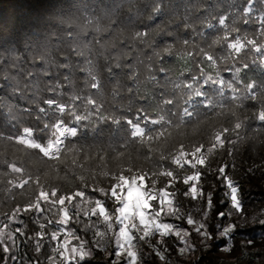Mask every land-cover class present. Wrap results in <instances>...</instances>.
Instances as JSON below:
<instances>
[{
  "label": "trees",
  "instance_id": "16d2710c",
  "mask_svg": "<svg viewBox=\"0 0 264 264\" xmlns=\"http://www.w3.org/2000/svg\"><path fill=\"white\" fill-rule=\"evenodd\" d=\"M127 181L138 264L264 263V0H0V264H128Z\"/></svg>",
  "mask_w": 264,
  "mask_h": 264
},
{
  "label": "rangeland",
  "instance_id": "374dc122",
  "mask_svg": "<svg viewBox=\"0 0 264 264\" xmlns=\"http://www.w3.org/2000/svg\"><path fill=\"white\" fill-rule=\"evenodd\" d=\"M67 134L63 130L62 136ZM27 144H30L28 137H24ZM45 153L54 155L55 149L51 147L43 150ZM125 194L122 197V207L118 216L120 229L118 232V254L117 258H128V264H138L140 260L139 242H144L148 237L155 233L166 234L170 231L165 228L159 218V212L152 211L151 203L153 197L149 196L143 187V183L125 182ZM136 239L137 242L133 241ZM187 245H183L180 251L181 257L187 255ZM161 264H166L167 257L157 250ZM173 264H180L172 258ZM262 264V263H259ZM264 264V263H263Z\"/></svg>",
  "mask_w": 264,
  "mask_h": 264
},
{
  "label": "snow or ice",
  "instance_id": "6c2138e0",
  "mask_svg": "<svg viewBox=\"0 0 264 264\" xmlns=\"http://www.w3.org/2000/svg\"><path fill=\"white\" fill-rule=\"evenodd\" d=\"M227 167H228L227 165L222 166V168L220 169V171H221L222 174H224L226 172ZM225 180H226V187L228 189H230V202H231V207L232 208H235V209H237L239 211V210H241V207H242L241 200L238 198V191H239V189H238L237 186H234L233 181L231 179H228L227 177H225ZM192 192H193V197L192 198L193 199H197L198 197L195 195L196 189L193 188L192 189ZM201 193L203 194V190L202 189H201ZM206 204H207V208L208 209H211L213 207V199H212V195L211 194L207 197ZM224 216H225V213L224 212H219L218 213V217L219 218H223ZM187 223L192 224V220L189 219L187 221ZM202 227L203 228H207L208 225H203ZM234 227L235 226L232 225V226H230L228 228L223 229V233L222 234L223 235H227L228 232H230V231H232L234 229ZM197 231H200V229H197ZM208 237L211 238V233H208Z\"/></svg>",
  "mask_w": 264,
  "mask_h": 264
},
{
  "label": "built area",
  "instance_id": "2783aa9c",
  "mask_svg": "<svg viewBox=\"0 0 264 264\" xmlns=\"http://www.w3.org/2000/svg\"><path fill=\"white\" fill-rule=\"evenodd\" d=\"M259 256L250 251L239 254L234 260L224 264H259Z\"/></svg>",
  "mask_w": 264,
  "mask_h": 264
}]
</instances>
